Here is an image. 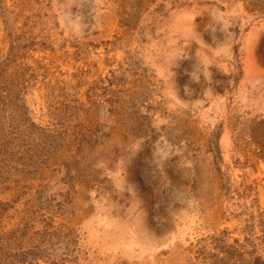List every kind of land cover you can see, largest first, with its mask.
<instances>
[{
	"label": "rangeland",
	"instance_id": "374dc122",
	"mask_svg": "<svg viewBox=\"0 0 264 264\" xmlns=\"http://www.w3.org/2000/svg\"><path fill=\"white\" fill-rule=\"evenodd\" d=\"M0 264H264V0H0Z\"/></svg>",
	"mask_w": 264,
	"mask_h": 264
}]
</instances>
